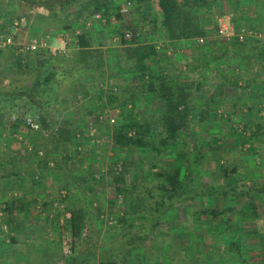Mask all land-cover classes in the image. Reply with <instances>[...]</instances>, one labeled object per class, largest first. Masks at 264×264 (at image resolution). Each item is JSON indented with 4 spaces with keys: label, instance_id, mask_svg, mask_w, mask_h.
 <instances>
[{
    "label": "trees",
    "instance_id": "trees-1",
    "mask_svg": "<svg viewBox=\"0 0 264 264\" xmlns=\"http://www.w3.org/2000/svg\"><path fill=\"white\" fill-rule=\"evenodd\" d=\"M21 2L26 10H31L32 5H35L40 10L49 11L42 18L48 16L49 21L59 23L62 19L58 14H54L59 8L65 9L79 4L78 14H81L87 4H91L95 10L105 7L99 0ZM213 4H216L215 0H156L159 17H156L157 13L153 14L152 29L169 43L184 40L186 46L192 48V61H198L201 52L205 55V51L210 52L212 45L216 43V40L212 44L206 42L207 38L215 33V28H207L202 17ZM40 16L37 14V17ZM157 21L158 26L155 25ZM67 27L70 26H64L65 32L70 29ZM87 34L86 31L77 35V48L69 57L52 55L48 49L18 52L16 47L9 46L0 50V114L30 115L39 123L40 130L34 131L30 139L34 154L38 156V165L48 168V163L51 162L52 169H57L62 176V187L65 191L70 187H78L72 184L75 175L82 169L78 165L69 167V164L81 163L84 157L75 147V138L81 125L72 117H66L64 112L73 107H77L78 112L91 108L87 112L98 115L106 103L122 108L116 124L106 132L117 152L110 157L108 172L115 185V192L123 195L125 204L129 207L122 216L117 217L120 230L103 235L105 230L93 223L92 217H88L87 207L92 205V202L86 200L84 204L80 202L81 199L78 204L76 201H69L68 206L66 205L69 218L65 228L68 227L70 251L61 255L55 264H249L244 245L247 240L241 233L240 226L227 238H222L221 234L218 238L214 233V258L199 262L188 255L186 248H181V252L175 248V231L166 232L161 228L170 213L188 205L189 202L209 197L229 202L241 198L244 201L243 211L253 214V218L247 220H255L259 216L257 208L264 201V176L251 179L245 173H239L238 166L223 164L217 173L224 180L219 184L212 180L204 181V174L211 172H197V168L205 157L206 147L198 132L190 126V117L195 111L198 110L196 114L203 120V116L208 117L210 111L214 113L213 107L216 108L217 104L223 102L222 98L217 97L223 96L225 81L237 85L239 78L231 73L232 80L229 77V80L226 78L221 82L218 88L208 94L205 106L196 109V103L199 106L202 104L197 97L204 87V82L199 78H192V89L187 80L182 82L186 77L182 70L168 68V60L172 58L165 54L163 60V54L156 49L155 43L141 42L135 37L127 42L121 32V46L114 53L105 51L99 45L92 47ZM202 37L204 43L198 44L197 39ZM259 44L254 41L252 47H249L258 48V53L264 57V46L260 48ZM203 70L202 66L198 72ZM114 73L121 78L118 92L106 94L104 91V94L103 91L94 90L95 85L100 84L107 74ZM87 94L90 95L89 103L85 107L82 104L77 105L79 96L85 98ZM103 94L106 101L93 106ZM237 99L239 102L240 98ZM128 103L131 105L129 109L126 108ZM213 104V107L210 106ZM236 104L239 103H234L233 106ZM140 107L149 113L142 119L138 117ZM151 108L155 110L152 111ZM150 115L155 117L154 120ZM21 123L20 118L14 123L10 122V129L13 132L19 130ZM254 127L252 135L260 136V124H255ZM40 136L44 137L39 138ZM82 141L86 140L82 138L80 142ZM250 141L249 150L254 151L255 142ZM81 144L79 149L86 145ZM189 145L195 152L192 158L188 150ZM174 147L179 149L172 155L174 157L170 158L172 162H165ZM38 150H42L41 156L38 155ZM126 153L128 156L125 157ZM133 153L135 156H132ZM77 154L80 155L76 156ZM117 163H120V170L115 168ZM137 165L140 169L136 171ZM0 169V177L6 180L11 178L13 173L6 171V165ZM79 187L80 192L78 189L76 191L84 194L86 189ZM234 206H207L197 211L195 218L197 221L205 219L239 225V222L231 218ZM140 210L143 214L137 224H130L128 216ZM4 211L9 214L10 207L4 208ZM10 220L15 223L14 218L8 219L7 226ZM243 220H246V217H241V222ZM15 227L12 226L13 229ZM182 230L183 228H180V231ZM221 245L222 248H219ZM157 252L161 253L160 261L155 255ZM260 253L264 264V250ZM40 256L43 258L44 255ZM43 261L41 260L42 263Z\"/></svg>",
    "mask_w": 264,
    "mask_h": 264
},
{
    "label": "rangeland",
    "instance_id": "rangeland-1",
    "mask_svg": "<svg viewBox=\"0 0 264 264\" xmlns=\"http://www.w3.org/2000/svg\"><path fill=\"white\" fill-rule=\"evenodd\" d=\"M112 1L113 3L111 8H108L106 10H95L91 4H87V7L82 10V13L78 14V7H80V5L76 4V6L71 5L65 7V9L59 8L58 12L54 14H58L60 16L63 26H70L67 27L70 29L71 27L75 28L74 31H78V33L76 34L86 32L88 31L87 29L95 28L96 30L92 32L93 34H97L101 31V34L103 33V35H107L109 31H106V34H104V28L107 27V30H109L110 27H116L117 29L114 30V35L103 36V39L102 37H100L102 39L100 45L103 46L102 48L105 51H114L113 49L119 48L120 46H112L114 44H119V41H113V38L117 37L118 40L121 32L125 34V32L127 31L132 33L130 38H125L127 42L130 41L132 37H135L136 40L141 42L155 43V45L158 46L157 50L159 51V53L163 54L161 55V58L163 60H165V54L172 58L168 60L170 64L168 68L175 67L182 70L183 74L186 76L184 79H182V82L187 80V83L191 85L190 82L192 78H199L204 82V87L201 91H199L197 97L198 101L202 102V104L199 106L196 103V109H199V107H204L208 92L205 93L203 89H208L209 94L212 93V91L216 89V79L215 77H212L210 75L206 78V75L203 72H198L199 69H202L199 60L192 61L193 57L188 48L179 50L177 47H175V45H170L169 42H164L161 35L157 33V31L152 29V26H147L148 32L147 30H145V25H148V23L150 25L152 24V19L154 18L153 14L156 13L157 10L154 1L130 0L131 9L126 15H121L120 13L116 15L117 13H115L117 7H119L120 5V3L115 5L116 2H120L122 0ZM125 1L127 0H124V2ZM262 3V8L257 7V9H251L246 8V5H243V1L233 0L232 5H230V7H227L228 9H222L223 12L216 13L215 11L207 10V12H205L202 16L206 22L212 23L211 25L208 24V28H215V33L212 36L208 37L206 40V42L209 44L214 43L213 40L216 36H221V38L223 37L226 39H236V33L241 27L248 28L252 33L251 35L245 36L244 41L240 42L243 43L241 46H234V44L232 43H223V46H225V52L222 55H220L221 50H218V48L216 47H212L211 51H216L214 55L219 56L217 58V66L219 68L220 74H223V76H221L219 79L223 78L225 80L226 78H228L229 80V77L232 78L229 71V64L234 65L236 64V62L233 61L234 59L230 55L231 48H239L240 51L244 50L243 52H249L250 59L249 64L247 65V69L254 73V75H256L254 77L255 80L252 82V85L251 82L250 84L247 83L248 79L246 78L245 74L244 78H240L238 80L239 82L237 81V85H234L232 82L230 83L229 81H225L226 85H224L223 87V90H225L223 96H225L223 97L222 95H220L217 97H223L224 101L220 104H217L216 108L213 107L215 104L210 105L215 109L216 113L210 111L208 117L203 116V120H200L198 115L196 114L198 111L197 110L190 117V126L195 129L196 132H198L199 138L204 141V147H206L205 157L202 162L199 163L197 168V172H211V174H204V181L212 180L219 184L222 180H224L221 179L219 174L217 173L219 171V167H221V165L223 164L238 166V172L245 173L248 177H251V179L259 177L261 175L264 176V94H258V96L260 97L256 95V100H254L253 106L251 107V103L253 100H251L252 97L247 92L249 86H252L256 90V92L258 89H262L264 93V58L261 54H258V48H250V42L245 43L247 39L251 38L254 41H258L260 43L258 45L259 47L264 46L262 42V40L264 41V39L258 38L255 35L258 32H264V2ZM8 5H10L12 8L7 12ZM244 8H246L247 10ZM227 11L232 15L234 23L231 24L230 22L231 28L229 27L227 30L220 29L215 21L216 17L217 15L221 16ZM5 12L9 14L12 21L17 20L21 17H24L28 20L32 17V14L35 16L36 14H43L40 18L45 15L44 12L42 13V11H39L36 6L35 9L32 8L31 10H26V8H23L21 0H1L0 16L4 15ZM96 14L99 17H96ZM114 14L117 16L116 19L110 20V15ZM205 16L209 18H205ZM118 20H122L120 23L121 25H119V23L117 22ZM99 24H101L102 26ZM155 25L158 26V23H155ZM1 26H4L5 28L1 29L0 31H10L9 24L7 25L6 23H2ZM70 29L66 30V33L68 34L67 36H69L72 32V30L70 31ZM23 31V27H19L17 33H20L18 35L20 39H25L26 32ZM98 39L99 38H97V40ZM202 39L203 41H200V38H198L197 43H204V38L202 37ZM215 48L217 50H215ZM214 64L215 61L211 59L209 65L213 68ZM220 65L221 67H219ZM196 67L199 69H196ZM226 72H228L229 75ZM106 78L107 82H103L101 84V88L105 90L106 94L118 92L120 83H115V80L109 78L108 76ZM224 80L222 82H224ZM98 87H100V84L97 83L94 90L98 91ZM190 87L192 89L193 85H191ZM256 92H254V95L256 94ZM226 94H231V96L238 95L240 98H243V105L236 111L232 112L233 109L228 107L232 104V99L226 96ZM78 100L79 101L77 102V105L82 104L85 107V105L89 103L90 95L87 94L85 98L80 95ZM98 101L99 102L94 103L93 106H95V104H103L106 101V96L103 94L102 98ZM106 105L98 114V119L97 117L93 116V112H87L91 108L86 109V111L79 110V112L76 109L77 107H73L71 109V114L73 113L74 115L73 120H85V124H80V132L78 131L79 133L75 138V143H77L75 146L76 150L81 152L84 160L81 163L75 162L72 165L69 164V167H75L78 165L82 168L78 172L76 179L74 178V184H72V186L78 185V187H70L68 191H65L63 187L58 186V190L54 192V197L59 200L57 201V204L58 206H60V208H63L65 206L66 199H69L70 197L72 202L76 201L77 203L81 199L82 201L80 202L84 204H86V200L91 201L92 205H89L87 207L88 217H92V222L99 225L103 231L105 230L103 235L120 230L118 228L117 217L122 216V214L129 208H127L125 204V198L123 197V195L117 194L115 192V185L113 184V181L108 172L110 157L117 152H115L116 150H114V147L111 144V138L106 132L116 124L117 118L121 113L122 108L121 106H109L108 103H106ZM130 107L131 105L129 103L126 104V108L129 109ZM140 110L141 111L138 114V117L140 119L149 114L146 113L145 108L140 107ZM151 110L154 111L155 109L151 108ZM88 113L92 117H87L89 116ZM7 114L8 113H5L3 116L0 114V133L4 138V141L2 140V142L4 143L1 144V146L6 147V149H2V151H6L10 146V143L13 145L12 138H19V140H22L24 136L26 137L30 135L31 137V135L34 134V131L26 128L25 126L21 127L17 131H11L9 114ZM64 115L67 116L70 114H67V111H65ZM111 118H113L114 121H111ZM150 118L154 120L155 117L150 115ZM255 124H260L261 135L254 137L252 135V131L255 128ZM82 138L86 141L80 142ZM250 140H253L255 142L254 145L256 146V149L254 151L249 150V144L251 143ZM81 143H86V145L84 146V148L79 149L80 145H82ZM178 149L179 147H174L173 149H171V155H169L170 157H167L164 161L167 163H171L172 159L170 158L174 157L172 155ZM188 150L191 153L190 155L192 158L195 153L193 147L189 145ZM20 154L23 155L24 153L22 152ZM79 155L77 154L76 156ZM124 155L126 157L128 156V153ZM76 156L74 157V161L77 160ZM132 156H135V154L133 153ZM119 165L120 163H117L115 165V168H117L116 170H120ZM138 168L140 169V167H138L137 165L136 171L138 170ZM1 172L2 170L0 169V174ZM79 186H83L86 189L84 193L85 195L79 193ZM77 189L79 192L76 191ZM62 191L65 194L64 197ZM61 201L62 203H60ZM230 205H235L231 218L233 221L239 222V225H234L233 223L230 224L228 222L216 223L205 219H200V221H197V219L195 218V213L204 207L212 206L216 208H223ZM243 205L244 201L241 198H236L233 202H229L225 199H217L214 197L198 199L196 201L189 202L188 205L182 206L177 211L170 213L167 217V221L162 223L161 228L166 232H170L171 230L175 231L177 234V237L174 236V242L176 245L175 248L180 249L179 252H181V248H186L185 250H187L188 255H190L194 261L199 262L200 260L203 261V259L212 260L214 258V233L217 234L218 238L219 234H221L220 236L222 238H227V236L234 233L235 229L240 226V231L244 234V237L247 240L244 245L246 248L245 256L248 260V263L250 264L253 262L254 264H263L260 251L264 250V201L263 204H260V206L257 208L259 216L255 220H251L253 218V214H251V212L243 211ZM0 212L2 213V215H0V235H3V237L7 239L8 236L6 235V233H4L5 231L2 228V225H7V222L5 220L2 221L3 212ZM130 212L132 213V211ZM142 214L143 212L140 210L134 215H129L127 220L130 224L136 225L139 217L142 216ZM241 217H246V220H243L241 222ZM249 218L251 219L247 220ZM65 223L66 222H62L63 232L60 237L61 253H58L59 256L68 254L70 251L71 241L68 234V227L65 228ZM180 228H183V230L180 231ZM219 248H222V245ZM155 255H157V260L160 261L161 253L157 252ZM41 260V257H37V259H35L31 264H40Z\"/></svg>",
    "mask_w": 264,
    "mask_h": 264
},
{
    "label": "crops",
    "instance_id": "crops-1",
    "mask_svg": "<svg viewBox=\"0 0 264 264\" xmlns=\"http://www.w3.org/2000/svg\"><path fill=\"white\" fill-rule=\"evenodd\" d=\"M152 1H154L156 5V0H152ZM232 1L233 0H215L217 5L213 4L212 6H210L211 9L209 10L215 11L216 13L223 12L222 9H225V8L228 9L227 7H230V5H232ZM241 1H243L244 6L246 5V8H251V9H257V7L262 8L263 7L262 2H264V0H241ZM100 2H102V4L104 3L105 5L103 9L111 8L112 3H113L112 0H100ZM218 2H219V5H218ZM119 3L120 5L119 7H117L115 11V13H117L116 15L120 13L119 8L124 3V0L120 2L117 1L115 5ZM7 7H8L7 12H8L12 7L10 5H8ZM32 8L35 9V5H32L31 9ZM36 8L38 7L36 6ZM156 9H157L156 17H159L158 8ZM38 10L42 11V13L44 12L45 15H47L49 12L46 10L44 11L40 10L39 8ZM7 12H5L4 17L0 16V30L5 28L4 26H1L2 23H6L8 25V23L11 20ZM228 13H229L228 11L225 12L224 14L221 13L222 14L221 16L228 14ZM40 15H43V14H40ZM116 15L115 14L110 15L109 19L115 20L117 17ZM218 16L219 15H217L215 21L218 27H220L221 29L220 23L218 21L221 16H219V18ZM40 17H37V14L36 16L32 14V17L30 19L28 20L25 19V25L22 26L24 31L26 32L24 40H26L27 38H31L32 36L38 37V38H44L47 40L51 48H55L57 50L55 53H52L49 49V52L52 55H61L65 57H69L70 55H72L73 51L77 48V38L76 37L78 34L76 33H78V31L75 32L74 31L75 28L71 27L72 32L70 33L69 36H67L68 34L64 31V26L61 23L57 21H53V22L49 21L50 18H48V16L45 18H40ZM205 18H209V17L205 16ZM121 21L122 20L117 21L119 25H121L120 24ZM156 23H158V21ZM232 23H234V19L231 20V24ZM208 24L211 25L212 23L205 22V26L207 28H208ZM147 26L150 27L151 25L149 23L148 25H145V30H147L148 32ZM115 29L117 28L110 27L109 30H107V27H106L104 28L105 30L104 34H106V31L107 32L109 31L107 35L112 36L115 33L114 31ZM87 30H88L87 36L92 44V47H96L98 45L103 47L100 44L102 42L103 36H107V35H103V33L101 34L100 33L101 31L97 34H93L92 32L96 30L95 28L87 29ZM19 34L20 33H17L16 37L19 38L18 36ZM262 34L264 36V32ZM100 37H102V39ZM97 38H99L100 40L99 39L97 40ZM236 39L234 38L226 39L223 37L221 38V36H216L214 37V40H216V43H214L212 47H216L218 48V50H221L220 55H222L225 52L224 50L225 46H223V43L225 44L232 43L234 44V46H237V44H243V43H240L242 41H239L238 39L237 40ZM113 41H120V36L118 37V40H117V37H114ZM163 41L168 42L167 40H163ZM252 41L253 39L250 38V39H247L246 42H250L249 43V46H250L253 44ZM262 42L264 44L263 40ZM185 43L186 42L184 40H180L174 43L171 42L169 44L175 45V47H177L180 50V49L188 48ZM112 46L119 47L121 46V44L119 42L118 45L114 44ZM155 46L157 49L158 46L157 45ZM216 48L215 50H217ZM188 49L190 50V53L192 54V48H188ZM0 50H5V49H0ZM113 50L115 53L116 50H119V48H116ZM206 50H208V48ZM230 51H231L230 55L234 59L233 61L236 62V64L234 65L229 64L230 73H232L233 76H236L237 79L244 78V74H245L246 78L248 79L247 83L250 84L251 82V85H252V82L255 80L254 77L256 75H254V73H252L251 71L247 69L248 68L247 65L249 64V59H250L249 52H243L244 50L240 51L239 48H231ZM208 52L209 51H205V55H203L204 52H201L202 55L199 56V63H200L201 68L202 66L204 68L203 73L206 75V78L209 75L212 77H215L216 79L215 82H217L216 88H218L220 83L224 80L223 78L219 79L221 76H223V74L222 75L220 74L219 68L217 66L218 65L217 58L219 56L214 55L216 51L215 52L210 51L209 53ZM211 59L215 61L213 68L212 66L209 65V62ZM219 67H221V65ZM226 73L228 74V72ZM107 76L111 79H114L115 83H118V84L120 83L121 78L115 73L107 74ZM103 82H107L106 77L104 78V80L99 82L100 87H98V90L100 91H105L104 89L101 88V84ZM203 90L205 93L208 92L209 94L208 89H203ZM247 92L249 93V95H251L252 97L251 100H253L251 103V107L253 106L254 100H256V95L258 96V94H264L262 89L260 90L258 89L256 92V90L252 86H249V89L247 90ZM254 92H256L255 95H254ZM226 96L232 99L231 100L232 104L228 106L231 109H233L232 112L236 111L237 109H239V107L243 105L244 100L243 98H240L238 95L237 96L240 98L239 102L237 99L238 97H236V95L231 96V94H226ZM223 97L222 99L224 101ZM234 103H239V104H236L235 106H233ZM71 112H72L71 110L67 111V114H70V115H67L66 117L73 118L74 115L73 113L71 114ZM93 116L94 117L97 116V119H98V115L94 114ZM87 117H92V116L89 115ZM75 121L77 124H85V120L76 119ZM26 137L24 136L22 140H19V138H12L13 145L10 143V146L7 148V150L2 151V149H6V147L1 146V144L4 143L2 142L4 138L2 137V134L0 133V140H1L0 142V167L2 168L6 165V171L13 173L11 174V178L7 180L0 177V211L3 212L2 221L5 220L7 222V220L11 218H14V221H15V223H11V220H10L9 226H7L8 224L6 225L7 230L4 233H6V235L8 236L7 239L3 237V235L2 236L0 235V264H31L33 263L35 259H37V257H41L40 254L42 256L44 255L43 256L44 261H43V258L41 257L43 263L41 262L40 264H55L59 260V257H60L59 254L61 253L60 237L63 232L62 222H66L67 217L69 218V212L67 211L66 205L68 206V202L69 201L72 202V200H71V197L69 199H66V202H65L66 204L63 208H60V206H58L57 201L59 200H57V198L54 197L55 196L54 192L58 190V186L62 187L63 185L62 176L57 169H52L51 162L48 163V166H49L48 168H44L43 165L41 166L38 165V161L36 159V157L38 158V156L34 154L33 144L31 143V140H30L31 137L30 135ZM43 137L40 136L39 138H43ZM21 151L24 153L23 155L20 154L22 153ZM37 153L39 156H41L40 154H42V150H38ZM76 176L77 174L75 175V179H76ZM60 203H62V201ZM8 207H10L9 214H7L4 211V208H8ZM14 225L16 226L15 229L12 228V226Z\"/></svg>",
    "mask_w": 264,
    "mask_h": 264
},
{
    "label": "built area",
    "instance_id": "built-area-1",
    "mask_svg": "<svg viewBox=\"0 0 264 264\" xmlns=\"http://www.w3.org/2000/svg\"><path fill=\"white\" fill-rule=\"evenodd\" d=\"M130 9H131V1L127 0L120 6L119 12L122 15H126L130 11ZM95 16L99 17L97 14ZM231 20H232V15L230 13L221 16L218 20L220 23L221 29L227 30L229 27L231 28V26L228 25L230 24ZM8 24L10 26V31H0V49H5L9 46H14L16 47L18 52H26V51L34 52L39 49H48V50L50 49L52 53H55L57 51L55 48H51L47 40L44 38L31 37V38L24 40V39H20L16 37L19 27L25 25L24 17H21L14 21L11 20ZM251 34L252 33L248 28L241 27L236 33V38L239 41H243L245 39V36L251 35ZM131 35L132 33L127 31L125 32L124 37L128 39L131 37ZM255 35L258 38L264 39L263 34L260 32H258ZM200 41H203V39L200 38ZM19 118L22 119V123L20 127L25 126L26 128H29L32 131L40 130L39 123L30 115L20 116L17 113H11L9 116V120L12 123L16 122L17 119ZM111 121H114V119L111 118ZM63 195H64V192H63ZM0 215H2L1 212H0ZM2 228L4 231L7 230V226L5 224L2 225Z\"/></svg>",
    "mask_w": 264,
    "mask_h": 264
}]
</instances>
